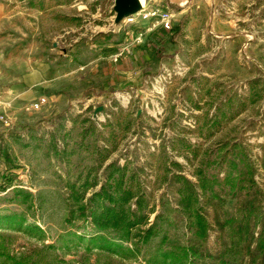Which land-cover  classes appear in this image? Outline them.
<instances>
[{
    "label": "rangeland",
    "instance_id": "obj_1",
    "mask_svg": "<svg viewBox=\"0 0 264 264\" xmlns=\"http://www.w3.org/2000/svg\"><path fill=\"white\" fill-rule=\"evenodd\" d=\"M114 1L0 0V216L23 220H0V264H264V0H144L135 31L144 17L167 33L141 85L79 94L35 73L17 88L44 62L106 55L127 31ZM102 187L141 196L113 252L88 243Z\"/></svg>",
    "mask_w": 264,
    "mask_h": 264
},
{
    "label": "crops",
    "instance_id": "obj_2",
    "mask_svg": "<svg viewBox=\"0 0 264 264\" xmlns=\"http://www.w3.org/2000/svg\"><path fill=\"white\" fill-rule=\"evenodd\" d=\"M139 27L143 31H135L136 29L133 28L131 31H125L123 38L112 39L113 41L109 39L107 46L110 49L106 55H99L91 62L79 67L69 69L67 62H60L58 66L51 61L44 62L33 71L27 72L28 74L23 76L17 88L25 87V83L28 84V81L30 83L32 79H35L37 77L35 73L43 75L42 78H59L63 83L69 80L75 84V91L79 94L88 90L106 94L110 91L135 88L141 85L147 77L152 76L154 74L152 72L157 70L162 63L161 59L164 57L162 46L165 44L167 33L160 23H150L149 18L143 17ZM138 31L142 32L140 36ZM119 52L121 54L117 56ZM38 80L35 79L30 83L31 86L38 85L40 83ZM38 93L39 90H33L31 94L35 97ZM13 100L14 98L12 102Z\"/></svg>",
    "mask_w": 264,
    "mask_h": 264
},
{
    "label": "trees",
    "instance_id": "obj_3",
    "mask_svg": "<svg viewBox=\"0 0 264 264\" xmlns=\"http://www.w3.org/2000/svg\"><path fill=\"white\" fill-rule=\"evenodd\" d=\"M2 156L3 163L5 164V170L2 171V176H4L3 180H5V175L9 170L8 163L10 155L5 150H1L0 148V163ZM92 196L93 197L90 201H94L93 199L98 197L103 198V202L93 206L90 212L91 221L96 227H98V230L96 232L97 234L88 237V243L90 242L89 244H95L91 248H98L105 251L113 252L116 249H123V243L131 239V230L135 227V225L141 223V215L133 211L128 203L137 196L135 204L139 205L141 196L133 195L130 189H127V191H119V187H116L113 191H106V189L102 187L99 191L94 192ZM125 202H127V207L124 206ZM16 218H20L18 220V228H21L23 220L20 214L11 213L0 216V220L10 222ZM30 226L33 225H28L27 228ZM104 230H107L108 234L103 235L100 233ZM145 233L143 241H146L150 236L148 229L145 230ZM169 253L170 252H166L163 255L164 262L159 264H166L165 262L168 258L171 259V262L169 261L167 264H179L177 259L168 255ZM152 258L147 260V264H152ZM190 264L193 263L190 262Z\"/></svg>",
    "mask_w": 264,
    "mask_h": 264
},
{
    "label": "water",
    "instance_id": "obj_4",
    "mask_svg": "<svg viewBox=\"0 0 264 264\" xmlns=\"http://www.w3.org/2000/svg\"><path fill=\"white\" fill-rule=\"evenodd\" d=\"M115 23H118L124 17L138 12L142 6L140 0H115L114 1ZM101 107L98 108L100 110Z\"/></svg>",
    "mask_w": 264,
    "mask_h": 264
},
{
    "label": "built area",
    "instance_id": "obj_5",
    "mask_svg": "<svg viewBox=\"0 0 264 264\" xmlns=\"http://www.w3.org/2000/svg\"><path fill=\"white\" fill-rule=\"evenodd\" d=\"M156 14L155 11L151 12L150 13V16H154ZM133 14L131 15H128L126 17L123 18V21H124V28L127 30V31H131L133 30V25L135 24L134 21H133ZM168 25V20L166 21L165 23V26ZM142 34L141 31H138V35L140 36ZM121 54V52H119L117 54V56H119ZM116 56V57H117ZM115 57V59H116ZM1 97V96H0ZM47 104V98L45 96H40L38 99H35L33 100L30 104H29V107L28 109H34V110H37V109H41L43 106H45ZM2 118V116H1ZM4 124L5 125H9V121L7 119H4Z\"/></svg>",
    "mask_w": 264,
    "mask_h": 264
},
{
    "label": "bare ground",
    "instance_id": "obj_6",
    "mask_svg": "<svg viewBox=\"0 0 264 264\" xmlns=\"http://www.w3.org/2000/svg\"><path fill=\"white\" fill-rule=\"evenodd\" d=\"M140 2H141V6H142L141 10H142V9H145V3H144V0H140ZM141 10H140V11H141Z\"/></svg>",
    "mask_w": 264,
    "mask_h": 264
}]
</instances>
